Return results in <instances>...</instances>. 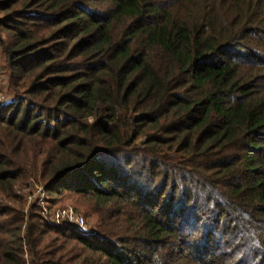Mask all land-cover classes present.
Masks as SVG:
<instances>
[{
  "label": "trees",
  "instance_id": "1",
  "mask_svg": "<svg viewBox=\"0 0 264 264\" xmlns=\"http://www.w3.org/2000/svg\"><path fill=\"white\" fill-rule=\"evenodd\" d=\"M0 55V264H264V0H0Z\"/></svg>",
  "mask_w": 264,
  "mask_h": 264
},
{
  "label": "rangeland",
  "instance_id": "2",
  "mask_svg": "<svg viewBox=\"0 0 264 264\" xmlns=\"http://www.w3.org/2000/svg\"><path fill=\"white\" fill-rule=\"evenodd\" d=\"M0 59H1V55H0ZM4 73V71H3V69H2V67H1V64H0V89H3L4 88V85H5V75L3 74ZM5 89V88H4ZM1 93H3V92H0V98H2L1 100L3 101V99H4V101L6 100V98H4V97H2L3 95L1 94ZM37 198V202H38V205L40 206V208H41V214L44 216V217H47V218H49L50 220H53V221H56L57 220V218H56V216H55V212L57 211V210H60L59 212H60V218H58V220L57 221H60V220H62L63 218H65V217H67L66 215L69 213V212H71V211H73V213H74V219H82V221H83V225H85L86 226V218H84L83 216H82V214H80L76 209H75V207H77L76 206V204H74V203H72V202H66V203H62V204H58L59 206H55V207H48V203L46 202V198H47V195H46V193L45 192H43V191H37V190H35L34 192H33V194L31 193V194H29L28 196H27V199H28V201H31V200H33L34 198ZM43 199V200H42ZM29 203V202H28ZM27 211V208H25V212ZM58 212V211H57ZM92 221H94V219L93 218H90L89 219V223L90 224H92L93 222ZM85 226H83V228H81V229H84L85 228Z\"/></svg>",
  "mask_w": 264,
  "mask_h": 264
},
{
  "label": "built area",
  "instance_id": "3",
  "mask_svg": "<svg viewBox=\"0 0 264 264\" xmlns=\"http://www.w3.org/2000/svg\"><path fill=\"white\" fill-rule=\"evenodd\" d=\"M37 191H43V192H45L44 190H43V188L42 187H38L37 188ZM43 200V199H42ZM58 211V212H57ZM56 212H55V216H56V218H57V220H58V218H60V210H57ZM67 217H65V219H68L69 221H74L77 225H78V227L79 228H83V226H85V225H83V221H82V219H74V213H73V211H71V212H69L67 215H66ZM56 220V221H57Z\"/></svg>",
  "mask_w": 264,
  "mask_h": 264
}]
</instances>
